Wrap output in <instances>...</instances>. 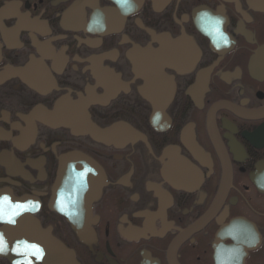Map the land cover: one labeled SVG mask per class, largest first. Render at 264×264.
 I'll use <instances>...</instances> for the list:
<instances>
[{
    "label": "flooded vegetation",
    "instance_id": "obj_1",
    "mask_svg": "<svg viewBox=\"0 0 264 264\" xmlns=\"http://www.w3.org/2000/svg\"><path fill=\"white\" fill-rule=\"evenodd\" d=\"M0 264H264V0H0Z\"/></svg>",
    "mask_w": 264,
    "mask_h": 264
},
{
    "label": "water",
    "instance_id": "obj_2",
    "mask_svg": "<svg viewBox=\"0 0 264 264\" xmlns=\"http://www.w3.org/2000/svg\"><path fill=\"white\" fill-rule=\"evenodd\" d=\"M99 137L107 134L105 131H96ZM95 134V133H94ZM73 164L70 173L67 174V167ZM97 166L83 155H70L61 160L60 168L53 187L54 194L58 195L67 190L70 201L74 204L81 203L84 199L90 203L92 196L100 191V185L94 175ZM70 169V168H69ZM78 202V203H77Z\"/></svg>",
    "mask_w": 264,
    "mask_h": 264
},
{
    "label": "snow or ice",
    "instance_id": "obj_3",
    "mask_svg": "<svg viewBox=\"0 0 264 264\" xmlns=\"http://www.w3.org/2000/svg\"><path fill=\"white\" fill-rule=\"evenodd\" d=\"M123 3H127V0H122Z\"/></svg>",
    "mask_w": 264,
    "mask_h": 264
},
{
    "label": "bare ground",
    "instance_id": "obj_4",
    "mask_svg": "<svg viewBox=\"0 0 264 264\" xmlns=\"http://www.w3.org/2000/svg\"><path fill=\"white\" fill-rule=\"evenodd\" d=\"M87 127H89V124H87L86 128H87ZM86 128H85V129H86Z\"/></svg>",
    "mask_w": 264,
    "mask_h": 264
}]
</instances>
